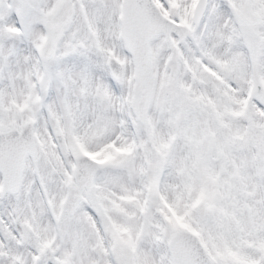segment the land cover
I'll list each match as a JSON object with an SVG mask.
<instances>
[{
  "label": "snow or ice",
  "instance_id": "snow-or-ice-1",
  "mask_svg": "<svg viewBox=\"0 0 264 264\" xmlns=\"http://www.w3.org/2000/svg\"><path fill=\"white\" fill-rule=\"evenodd\" d=\"M0 264H264V0H0Z\"/></svg>",
  "mask_w": 264,
  "mask_h": 264
}]
</instances>
